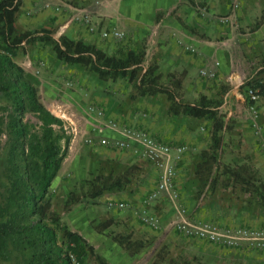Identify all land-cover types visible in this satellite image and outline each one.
<instances>
[{"label": "rangeland", "instance_id": "1", "mask_svg": "<svg viewBox=\"0 0 264 264\" xmlns=\"http://www.w3.org/2000/svg\"><path fill=\"white\" fill-rule=\"evenodd\" d=\"M238 1L239 7L234 12L229 9L227 1V11L214 13L207 24L200 22L205 23L201 26L213 30L211 36L214 41V52L204 56L200 66L208 70L209 65L216 61L221 65L222 60L226 61L222 59L225 55L227 59H231L228 72L231 74L237 71V77L245 79L264 67V27L254 33L264 24V0H253L252 3L249 1L248 10ZM207 9L208 6L202 4L196 12ZM246 12L252 18H242V14ZM19 15L16 14L14 21L16 34L25 32L20 27ZM45 29L52 32L55 38V30L51 24H47ZM123 38L115 40L113 48L105 53L119 56L120 52L135 48L144 52L145 66L151 63L158 66L145 37L138 38L131 44ZM0 53H4L1 45ZM9 56L23 69L28 80L34 76L41 79L37 82L40 87L37 90L42 103L45 104L43 99L48 100L47 92H50V88L57 87L62 94L68 96L72 110L77 114V122L83 132H80L79 137L70 139L60 171L51 183L49 198L51 209L64 224L93 247L95 254L108 264H264V248H229L186 238L168 226L173 210L165 199L152 204V211L158 216L160 226L151 229L141 224L134 211L138 209L141 198L155 187V168L149 162L126 152L111 149L112 152L103 154L102 147L96 141L93 145L85 143L87 137L96 138V133L93 132V126L86 131L88 121L83 117L91 107L104 113H108L111 108H120L127 116H132L134 121L126 116L120 120L115 119L119 124L144 129L162 142H166L163 139L164 131H161L165 126L171 128V134L179 131L177 129H190V133L198 137L203 145L194 153L193 168L176 171L175 189L178 201L200 221H209L219 227L264 229V200L255 191V187L264 184L263 101L260 100L257 104L260 133L256 134L249 115L246 117L241 112L227 116L229 99L224 98V85L218 81V73L214 78H206L200 75L196 66L189 82L187 81L189 84L183 85L184 73L168 72L167 68L160 70L158 66L160 83L174 89L179 101L194 103L203 97L221 104L218 116L223 120L224 127L219 132L220 146L216 159L212 161L211 122L192 117L182 118L184 116L175 120L176 117L169 111V106L174 104L165 95L139 96L133 85L124 79L101 81L95 73L82 66L58 61L51 47L38 41L25 45ZM44 74L46 76L42 77ZM6 105L7 101L0 95V106ZM2 114L0 111V116ZM25 119L31 123L36 122L31 114H26ZM2 128H5L4 125ZM181 142L186 143L180 141L179 144ZM6 144L7 136L3 130L0 133V193L5 188L3 170ZM233 173L237 176L232 175ZM116 182L119 187H113L95 199L87 198L95 184L112 185ZM67 198H71V202L76 198V201L65 207ZM115 201L124 202L126 207L121 210L110 208L108 203ZM105 223L109 226L102 229ZM81 264L98 262L87 251Z\"/></svg>", "mask_w": 264, "mask_h": 264}, {"label": "trees", "instance_id": "2", "mask_svg": "<svg viewBox=\"0 0 264 264\" xmlns=\"http://www.w3.org/2000/svg\"><path fill=\"white\" fill-rule=\"evenodd\" d=\"M20 1L0 0V45L4 52L0 53V95L8 103L0 106L3 112L0 133L4 130L7 136L3 170L5 188L0 193V264H71L69 251L79 262L89 251L98 264H108L51 209L49 189L61 168L71 136L66 133L63 121L44 106L37 88L9 54L38 41L49 45L58 61L82 66L101 81L124 79L133 85L139 96L165 95L174 104L169 106L174 116L211 122L212 161L216 159L219 132L224 127L218 116L221 104L203 97L194 103L179 101L174 89L160 83L158 66L152 63L145 66L143 51L126 49L119 56H109L81 40L66 36L54 38L45 28L16 34L14 21ZM238 90L246 105L251 92H256L264 103V67L246 77ZM26 114H31L36 122L25 119ZM113 187H119L118 182L95 184L87 198L95 199ZM255 191L264 200V184L255 187ZM70 200H65V207L76 198ZM108 226L105 223L102 229Z\"/></svg>", "mask_w": 264, "mask_h": 264}, {"label": "crops", "instance_id": "3", "mask_svg": "<svg viewBox=\"0 0 264 264\" xmlns=\"http://www.w3.org/2000/svg\"><path fill=\"white\" fill-rule=\"evenodd\" d=\"M249 1L252 3L253 0H240L241 6L247 9ZM202 4L208 6L207 11L196 12L198 6H202ZM227 5L226 0H21L16 14H20L18 19L23 31L46 28L47 24H51L55 30V38L66 36L81 40L86 44L94 45L106 53L109 52L110 48H113L115 40H104L99 33H90L81 20H75V18H79L81 14L86 13L94 23L99 24L100 29L115 28L123 32L125 36L123 39L128 40L129 44L138 38L145 37L147 45L157 59L160 70L167 68L169 69L168 72L177 71L184 73L185 77L182 80L184 85L189 84L187 81L189 82L191 73L196 66L199 70L202 69V65L200 66L202 58L214 52L212 47L214 41L211 36L213 30L203 27L201 24H207L209 17L214 13L223 10L227 11ZM242 18L248 20L252 17L246 12L242 14ZM202 21L205 23H200ZM239 22L241 23L240 20ZM263 27L264 24L254 33L261 31ZM227 58L224 55L222 59L226 61L223 62L222 60L221 65L219 63L215 68L216 74L218 73V81L221 85H224L222 86V89L225 90L224 98L228 97L229 99L226 106L227 116H234L236 113L243 112L244 116L247 117L246 104L238 90L244 78L237 77V71L231 74L228 72L231 59L230 57L229 59ZM212 67L213 64H210L208 69ZM236 70H239V68H236ZM44 76L46 75H42V77ZM39 80L41 79L36 76L29 79L37 89L40 88L37 85ZM47 93L49 97L47 98L48 100L43 99L45 101V104L43 102L44 106L54 116L65 117L80 130L77 114L73 112L68 96L62 94L57 87L50 88V92ZM93 108L96 111L100 110ZM126 116L127 113L125 114L120 108H111L108 113L103 112L102 120L111 119L116 121ZM83 117L87 118L86 121H88L86 131L90 130L91 126L94 129L98 128V124L94 120L96 118L95 113H88L86 110ZM127 117H130V121H134L132 116ZM174 117L177 120L178 117L182 116ZM170 129L165 126L161 130L164 131L163 139L166 141L165 143L186 145L188 147L183 162L177 166L176 171L187 167L193 168L194 153L201 149L203 142L198 137H194L190 133L192 131L188 128L177 129L179 131L174 134L169 133ZM93 132L99 136L118 137V134H114L109 130H103L100 133L96 130ZM180 141H185L186 143L181 142L179 144ZM101 149L103 154L113 150L105 147Z\"/></svg>", "mask_w": 264, "mask_h": 264}, {"label": "built area", "instance_id": "4", "mask_svg": "<svg viewBox=\"0 0 264 264\" xmlns=\"http://www.w3.org/2000/svg\"><path fill=\"white\" fill-rule=\"evenodd\" d=\"M229 9L234 12L239 7L238 0H227ZM75 20H81L86 29L90 33L97 32L103 39L120 40L124 37V33L115 28L100 29L98 23H94L90 16L86 13L81 14ZM264 45V41L262 42ZM219 65L214 62L213 67L205 70L200 69L201 76L206 78H214L216 76L215 68ZM260 101L256 92L249 94V103L246 105V111L250 117L252 126L256 130V134L260 133L258 126L259 110L257 107ZM88 113H95V122L98 128L94 129L98 133L103 130H109L118 137L110 138L108 136L95 135L87 137L84 142L93 145L96 144L129 153L140 160L149 162L157 172L155 187L145 194L139 201L138 209L135 215L141 224L157 229L160 226V220L155 212L152 211V204L160 199H165L170 203L173 210L172 218L168 222V226L175 229L186 238L202 240L208 243L217 244L229 248L241 246L264 248V229H250L247 227L224 226L219 227L209 221H200L193 212H189L186 207L178 201L176 185L177 166L183 162L185 154L188 151L186 145H170L159 141L148 132L136 129L130 126H121L118 122L111 119L103 118V111L94 110L93 107L87 109ZM63 121V126L71 139L79 137L80 130L75 124L69 122L65 117H58ZM96 139V140H95ZM264 150V146H262ZM110 208L118 210L126 207L124 202H109ZM71 264H80L76 256L72 252H67Z\"/></svg>", "mask_w": 264, "mask_h": 264}]
</instances>
